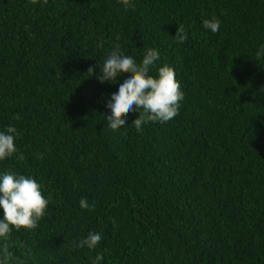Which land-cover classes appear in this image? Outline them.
Segmentation results:
<instances>
[{
	"label": "trees",
	"instance_id": "trees-1",
	"mask_svg": "<svg viewBox=\"0 0 264 264\" xmlns=\"http://www.w3.org/2000/svg\"><path fill=\"white\" fill-rule=\"evenodd\" d=\"M116 44L137 63L156 50L153 77L174 70L178 115L108 127L128 74L87 72ZM262 46L264 0H0V131L17 129L0 175L49 199L37 228L12 230L8 264H264ZM89 232L98 245L74 247Z\"/></svg>",
	"mask_w": 264,
	"mask_h": 264
},
{
	"label": "clouds",
	"instance_id": "clouds-1",
	"mask_svg": "<svg viewBox=\"0 0 264 264\" xmlns=\"http://www.w3.org/2000/svg\"><path fill=\"white\" fill-rule=\"evenodd\" d=\"M122 3L126 9L129 7V0H122ZM220 23L216 17H212L203 20L202 26L216 33L220 28ZM175 38L181 43L187 39L182 26L176 29ZM262 55H264V46L256 52L257 60ZM158 58L156 50L148 49L142 61L137 63L132 56L122 53L120 45L116 44L103 61L102 66L89 67L87 74L91 76L94 68L99 69L95 78L101 84L116 82L117 76L128 74V78L119 86L118 92L112 94L106 104L110 112L106 123L112 130L115 131L124 126L127 115L132 112L139 113L138 118L131 123L137 132L142 131L144 124L157 121L167 122L178 115L183 93L175 78L174 70L163 66L158 69L155 77L149 75L151 66ZM13 118L20 119L18 115ZM16 136L15 126H8L0 131V160L16 153ZM17 158L22 160L23 155ZM48 203L49 199L42 194L41 185L31 176H18L11 172L0 175V209L3 211V218L0 219V239L4 241L0 247V264H8L12 258V253L9 251V238L12 230L37 228ZM79 206L81 209H90L94 208L95 204L90 206L87 198H82ZM101 239L99 232H89L87 238L76 242L74 247L94 249ZM95 259L100 261L103 256L98 254Z\"/></svg>",
	"mask_w": 264,
	"mask_h": 264
}]
</instances>
